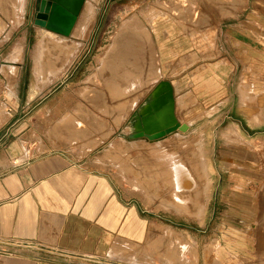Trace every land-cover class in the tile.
Returning a JSON list of instances; mask_svg holds the SVG:
<instances>
[{
	"label": "rangeland",
	"instance_id": "1",
	"mask_svg": "<svg viewBox=\"0 0 264 264\" xmlns=\"http://www.w3.org/2000/svg\"><path fill=\"white\" fill-rule=\"evenodd\" d=\"M27 1L19 12L17 0H0V118L5 105L10 111L0 123V171L18 155L24 157L17 163L65 152L95 171L86 193L101 204L98 220L79 226L82 239H72L74 250L55 264H264V0H86L75 25L79 31L92 10L84 40L26 18ZM39 3L31 1L32 8L37 11ZM154 9L158 16L152 17ZM138 20L155 38L158 76L129 93L132 99H117L130 103L118 106L122 116L116 123L118 112L106 115L108 86L101 79L111 69L98 65L99 59L120 23ZM44 29L65 52L79 44L81 49L55 76L64 52L50 39L39 75L50 82L33 93L37 40ZM17 43L22 51L14 58ZM162 80L171 82L176 117L188 127L177 130L179 137L161 139V148L128 136L133 117ZM231 125L245 138L228 140ZM174 156L188 165L192 185H178L180 174L168 165Z\"/></svg>",
	"mask_w": 264,
	"mask_h": 264
},
{
	"label": "crops",
	"instance_id": "2",
	"mask_svg": "<svg viewBox=\"0 0 264 264\" xmlns=\"http://www.w3.org/2000/svg\"><path fill=\"white\" fill-rule=\"evenodd\" d=\"M31 1L26 2V18L36 17ZM16 8L21 12L19 0ZM15 159L0 171V264H55L74 250L72 239L80 242L79 226L91 227L100 217V199L86 193L95 171L65 152H44L19 163Z\"/></svg>",
	"mask_w": 264,
	"mask_h": 264
},
{
	"label": "bare ground",
	"instance_id": "3",
	"mask_svg": "<svg viewBox=\"0 0 264 264\" xmlns=\"http://www.w3.org/2000/svg\"><path fill=\"white\" fill-rule=\"evenodd\" d=\"M19 1H20V8L19 9L21 10L24 8V6H23L24 0H19ZM201 2H200V4H201ZM173 5H175V4H173ZM199 6H201V5H199ZM183 7H184V5H183ZM195 7L196 6H194V8ZM181 9L183 10L182 7H181ZM198 9H197V11H199ZM206 9H208V8L206 7ZM206 9H205V11H207ZM214 9L216 10V7ZM219 11H220V9H219ZM237 11L239 12V10H237ZM157 12L158 11H156V9H154L152 12V17L158 16ZM183 12H184V10H183ZM200 12H202V11H200ZM207 12H209V10ZM216 12H218V11H215V13ZM236 12H234V13L236 14ZM213 15L215 16V14H213ZM92 23H93V14H92V10L90 9L88 16L85 18V25L79 31H77L74 27L71 34L74 36H76V35L80 36L82 40L87 39L89 34H90L91 28H92ZM184 27H186V26H184ZM119 28H120V31L117 33V35L112 40H110L108 45L104 48V51H103V53L99 59V64H98V65L102 64L103 68L108 66L111 69L110 73L108 74L107 79L105 78V76H102L101 79H103L105 81L106 86H108L107 87L108 88V94H107V97L105 98V101H106V99L108 100V102L110 101V107H109L110 110L108 111V114H106V115H109L111 113V111L112 112L116 111V113L118 112V116L117 115H116V117L114 116L116 123H118V121L120 120V118L122 116L121 115L122 110L118 109V106L119 107L122 105L128 106L130 103L129 100H126V103L124 102L123 104L122 103L119 104V103H117V99L119 97H123V96L125 97L126 95L128 96L129 93L134 92L139 88L141 89V87H143L145 84H147V82L150 78H155L158 76V69H157L158 57H157V48L155 45V38L151 34V32L148 29H146V25L138 20L134 23H132V22L120 23ZM44 32H45V29L39 31V39L37 40V42H38V47H37L38 57H36L34 59V64H33L34 65V69H33L34 81L32 83L33 93L41 92L46 87V85H48L50 82L48 78L42 81L39 78V75L41 73V57H42V54L43 53L46 54V52L49 50L48 48L51 45L50 44L51 40H53L54 45L57 49H60L62 53L64 52L62 58L58 60V62H59L58 64H61V65L59 66L57 72L53 73V74H55V76L59 75V73L65 71L66 69H68L70 67L72 61L75 59V57L78 55V52L81 49V44H79L76 47V49H73V50H69V49L67 50L66 49L67 51L65 52V50H62V44L60 41H58V40L56 41V39L53 38L51 35L47 36ZM157 37H158V35H157ZM237 38H240V37H237ZM21 51H22V44L17 43L13 49V55H14L13 57L15 58V56L20 54ZM36 55H37V53H36ZM221 64H223V63H221ZM90 76H88V77H90ZM86 80H88V78H86ZM86 88L87 87L84 86V89H86ZM109 88H110V91H109ZM80 91H82V89ZM109 92H110V94H109ZM140 93H141V91H140ZM142 94L143 93H141L140 95H142ZM83 96H85V95H83ZM136 96H135V98H137ZM244 96L247 97L248 100L252 98L250 95H248L246 93L245 90H244ZM135 98H133V99H135ZM129 99H132V97L131 98L129 97ZM114 101L117 103L116 106L113 105ZM131 101L133 102V100H131ZM242 108L249 115H253L254 111L251 109V107L248 104L243 103ZM9 113H10V111H9L8 107L5 105L2 116L0 118V123L7 119ZM112 114L114 115V113H112ZM258 116H257V118H258ZM187 127L188 126L180 127V129L187 130ZM32 135H34V134L32 133ZM171 135L179 137L181 135V133H180V131H175L168 136H171ZM226 137H228V140H230V141H232L235 137H240L241 139L245 138L242 134H238V128L236 125H231L228 127V129L226 130ZM173 139H175V137L172 138V141H173ZM169 140H167V141H169ZM154 142H155L157 147L162 148L163 145L160 144L161 139L155 140ZM175 143H176V141H175ZM24 150L27 152L25 147H24ZM159 152H161V151H159ZM185 152L188 153V149ZM146 154L147 153H145V155ZM185 156H186V154H185ZM189 162H191V161H189ZM202 162H203V165H202L203 170H205L206 169L205 160H202ZM169 163H172L173 165H175V170L178 171V173L180 174V179H179L180 181H178L179 182L178 185H181L183 187L184 186L187 187L188 185H190V184L192 185L195 182L194 178L193 179L191 178L190 173L186 169H184V168H187L188 165L187 164L185 165V163L183 161H181V160L178 161V159L175 158V156H174V158L169 159L168 165H170ZM188 164H190V163H188ZM191 164H193V163H191ZM200 166H201V163H200ZM163 167H164V165L162 166V168ZM156 168L158 169V167H156ZM159 168H161V166ZM158 175H159V173H158ZM200 184H201V181H200ZM203 186H205V183L203 184ZM187 198L189 199V196ZM179 199L181 200L180 202L183 205L186 204V199H184V198H179ZM263 217H264V215H263ZM263 217H262V219H263ZM247 221H248V219H247ZM164 226H167V225L164 224Z\"/></svg>",
	"mask_w": 264,
	"mask_h": 264
},
{
	"label": "water",
	"instance_id": "4",
	"mask_svg": "<svg viewBox=\"0 0 264 264\" xmlns=\"http://www.w3.org/2000/svg\"><path fill=\"white\" fill-rule=\"evenodd\" d=\"M86 0H40L35 24L52 32L71 35ZM175 94L170 81L162 80L133 117L129 138L158 140L181 127L175 113Z\"/></svg>",
	"mask_w": 264,
	"mask_h": 264
}]
</instances>
